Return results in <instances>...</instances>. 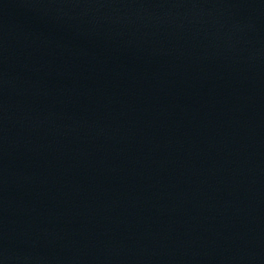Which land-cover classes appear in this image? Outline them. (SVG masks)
Returning <instances> with one entry per match:
<instances>
[{
	"label": "water",
	"instance_id": "obj_1",
	"mask_svg": "<svg viewBox=\"0 0 264 264\" xmlns=\"http://www.w3.org/2000/svg\"><path fill=\"white\" fill-rule=\"evenodd\" d=\"M0 264H264V0H0Z\"/></svg>",
	"mask_w": 264,
	"mask_h": 264
}]
</instances>
